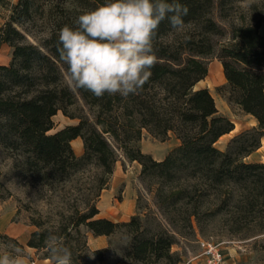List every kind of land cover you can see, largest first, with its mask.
Returning a JSON list of instances; mask_svg holds the SVG:
<instances>
[{"label": "trees", "instance_id": "16d2710c", "mask_svg": "<svg viewBox=\"0 0 264 264\" xmlns=\"http://www.w3.org/2000/svg\"><path fill=\"white\" fill-rule=\"evenodd\" d=\"M243 1L178 0L188 9L184 28L177 31L167 19L161 22L153 39L157 63L152 75L138 94L125 99L107 94L97 98L83 89L72 90L64 81L67 65L57 49L58 33L64 25L75 27L79 15L108 0H47L45 8L35 0H18L0 26V46L7 43L11 47L9 62L0 64V147L13 156V166L23 162L39 178L63 175L79 164H94L99 170L96 192L78 212L72 227L84 224L97 236L125 226L131 234L126 256L134 260L177 264L181 256L171 249L173 233L158 230L147 234L138 215L128 221L96 216L95 197L106 187L118 156L138 161L142 175L170 179L181 173L185 179L197 177L215 189L237 186L244 192L246 210L252 213L248 227L264 230V162L243 160L259 148L264 135V0L245 7ZM38 7L48 22V34L33 42L15 23L31 19ZM213 59L221 62L225 77L218 91L258 124L257 134L248 137V132H241L231 138L226 149L215 143L234 123L218 113L208 87H196ZM78 100L87 112L68 113L67 107ZM59 109L79 120L48 133ZM143 130L160 140L172 132L179 143L164 158L154 160L139 145ZM75 137L83 142L81 156H76L70 145ZM191 185L184 182L169 187L168 192L160 189L158 195L182 197ZM191 215L196 216L197 211L190 210L187 220ZM42 240L35 230L27 244L43 248Z\"/></svg>", "mask_w": 264, "mask_h": 264}, {"label": "rangeland", "instance_id": "374dc122", "mask_svg": "<svg viewBox=\"0 0 264 264\" xmlns=\"http://www.w3.org/2000/svg\"><path fill=\"white\" fill-rule=\"evenodd\" d=\"M35 1L46 7L47 0ZM255 1L258 0L243 1L241 6ZM17 2L3 0L0 3V26L9 19L12 6ZM40 9L38 7L33 12L31 19L15 23L33 42L48 34V22L42 17ZM261 31L264 32V26ZM10 57L11 47L2 43L0 64L8 63ZM217 60L210 61L207 75L197 82L196 87H208L218 113L228 117L234 125L238 124L234 133L222 135L215 143L218 148L226 149L231 138L241 132H248V137L257 134L255 129L258 124L253 116L229 103L218 91L217 88L225 83V77L218 71ZM64 81L67 83L66 76ZM67 112L85 114L87 108L78 100L67 107ZM62 113L59 109L57 115L52 117L54 126L48 133L63 127L61 125L67 121L75 124L79 120ZM178 143L172 132L166 139L160 140L143 130L139 145L154 160H161ZM259 143L260 148L243 157V160L264 162V135L260 137ZM70 145L76 156L82 155L83 142L81 152H78L72 141ZM13 159L8 151L0 147V252L4 251L5 245H13L22 250L26 264L31 260L41 264L40 259L49 255L45 241L50 234H54L71 250L72 264H152L126 256L131 234L125 226L117 228L110 235L100 236L94 235L84 224L72 227L78 212L84 210L86 202L96 192L99 170L94 164H79L63 175L52 173L47 178H39L23 162L17 167L13 166ZM184 177L181 173L170 179L142 175L138 161L118 156L108 183L95 197V203L98 209L110 214L115 212L114 206L119 203L123 206L119 214L124 210L131 211L126 219L113 221H128L132 215H138L147 234L158 230L173 233L175 243L171 249L181 256L177 264H186L188 259L199 253V238L220 243L225 254L222 264H264V230L248 227L252 225L253 217L245 208L244 192L237 186L215 189L197 177ZM184 182L194 184L185 196L159 197L160 189L161 192H168L169 187L176 188ZM192 209L197 211V215H191L187 220L188 212ZM35 230L43 237V248L37 249L27 244ZM94 250H100L101 253L95 254ZM47 258L48 264H51L50 257ZM188 264L202 263L194 259Z\"/></svg>", "mask_w": 264, "mask_h": 264}, {"label": "clouds", "instance_id": "9594fccd", "mask_svg": "<svg viewBox=\"0 0 264 264\" xmlns=\"http://www.w3.org/2000/svg\"><path fill=\"white\" fill-rule=\"evenodd\" d=\"M187 13L178 0H108L79 15L75 27L64 25L58 33L57 49L67 65L69 87L97 98L138 94L157 63L153 39L161 22L167 19L180 31ZM45 243L51 264H72V252L60 237L50 234ZM0 264L26 260L20 248L5 245Z\"/></svg>", "mask_w": 264, "mask_h": 264}, {"label": "built area", "instance_id": "2783aa9c", "mask_svg": "<svg viewBox=\"0 0 264 264\" xmlns=\"http://www.w3.org/2000/svg\"><path fill=\"white\" fill-rule=\"evenodd\" d=\"M198 243L200 247L199 253L193 256L191 259H188L186 264L194 259H197V261L202 264H222L225 254L220 243L203 238H199ZM29 264L39 263H37L35 260H31Z\"/></svg>", "mask_w": 264, "mask_h": 264}, {"label": "crops", "instance_id": "0c3cea01", "mask_svg": "<svg viewBox=\"0 0 264 264\" xmlns=\"http://www.w3.org/2000/svg\"><path fill=\"white\" fill-rule=\"evenodd\" d=\"M4 44V43H3ZM3 64H6V62H2ZM58 111L56 112V114H54L53 116L57 115ZM63 114V113H62ZM64 115V114H63ZM65 116V115H64ZM70 123H73V122H70V121H67L65 122L63 125L61 126H64L66 124H70ZM236 130H234L233 132H228V133H225V134H231V133H234ZM147 132V131H146ZM224 135V134H223ZM72 143L77 147V150L78 152H81L82 150V140L80 137H75L73 138L72 140ZM121 203H119L118 206H114V209H115V212L114 213H108L106 211H102L101 208H99V212H98V215L99 216H102V217H107L109 219H112V220H120V219H126V216H129V212L131 213V211L129 210H124L125 212H121V214H119L118 211H120L119 209H122L123 206H120ZM9 230V229H7ZM100 236V235H99ZM98 242L100 240H97ZM28 253V252H27ZM41 264H48L49 263V259L48 258H44V259H40Z\"/></svg>", "mask_w": 264, "mask_h": 264}, {"label": "bare ground", "instance_id": "6f19581e", "mask_svg": "<svg viewBox=\"0 0 264 264\" xmlns=\"http://www.w3.org/2000/svg\"><path fill=\"white\" fill-rule=\"evenodd\" d=\"M217 66H218V71H219V73L222 75V76H224V74H223V71H222V65H221V62L219 61V60H217ZM214 72V71H213ZM216 74V73H215ZM221 77V76H220ZM223 79V78H222ZM238 129V124L236 123L235 125H234V127H233V129L231 130V131H229V132H233L234 130H237ZM222 136V135H221ZM220 136V137H221ZM260 148V147H259Z\"/></svg>", "mask_w": 264, "mask_h": 264}]
</instances>
